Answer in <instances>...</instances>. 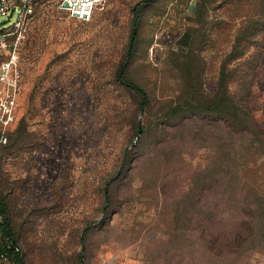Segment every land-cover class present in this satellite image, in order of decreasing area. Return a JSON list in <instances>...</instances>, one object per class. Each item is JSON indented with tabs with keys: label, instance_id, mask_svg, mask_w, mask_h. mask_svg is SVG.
I'll list each match as a JSON object with an SVG mask.
<instances>
[{
	"label": "rangeland",
	"instance_id": "rangeland-1",
	"mask_svg": "<svg viewBox=\"0 0 264 264\" xmlns=\"http://www.w3.org/2000/svg\"><path fill=\"white\" fill-rule=\"evenodd\" d=\"M56 3L37 0L17 118L0 145V196L23 264L205 263L188 177L212 147L173 139L166 112L177 100H211L223 65L235 96L237 74L255 66L264 122V30H243L249 17L264 19V0H107L88 21ZM122 63L147 106L118 79ZM248 253L236 264H264V249Z\"/></svg>",
	"mask_w": 264,
	"mask_h": 264
},
{
	"label": "trees",
	"instance_id": "trees-1",
	"mask_svg": "<svg viewBox=\"0 0 264 264\" xmlns=\"http://www.w3.org/2000/svg\"><path fill=\"white\" fill-rule=\"evenodd\" d=\"M133 13L128 51L137 35L136 8ZM243 28L248 35L264 30V19L249 17ZM254 68L246 67L242 75L237 74L239 91L235 96L228 86L233 71L223 65L211 100H177L169 104L166 112L173 139L188 135L192 141L207 140L212 147L206 165L188 177V194L193 193L187 201L189 221L194 224L191 229L198 230L202 240V253L206 257L202 264H236L248 252L264 249V177L257 176L264 168V163H260V158L264 157V122L254 114L257 110L252 97L253 79L257 77ZM124 72L125 63H122L118 79L140 95V107L147 106L145 89L124 79ZM166 131L163 128L165 134ZM232 135L233 140H230ZM135 147L138 149V145ZM127 159L130 161L128 151L123 157L125 162ZM198 203L200 206L196 207ZM178 208L176 206L175 214ZM221 224L223 228H217ZM7 239L17 243L9 227L4 198L0 196V249ZM10 257L11 264H23L20 254Z\"/></svg>",
	"mask_w": 264,
	"mask_h": 264
},
{
	"label": "built area",
	"instance_id": "built-area-1",
	"mask_svg": "<svg viewBox=\"0 0 264 264\" xmlns=\"http://www.w3.org/2000/svg\"><path fill=\"white\" fill-rule=\"evenodd\" d=\"M107 0H57L59 9L72 17L90 19L94 10ZM35 0H0V145L17 118L21 91V50L35 11ZM20 254L19 245L7 239L0 249V264Z\"/></svg>",
	"mask_w": 264,
	"mask_h": 264
},
{
	"label": "crops",
	"instance_id": "crops-1",
	"mask_svg": "<svg viewBox=\"0 0 264 264\" xmlns=\"http://www.w3.org/2000/svg\"><path fill=\"white\" fill-rule=\"evenodd\" d=\"M1 264H11V257L9 258V260L4 261V262H2Z\"/></svg>",
	"mask_w": 264,
	"mask_h": 264
},
{
	"label": "water",
	"instance_id": "water-1",
	"mask_svg": "<svg viewBox=\"0 0 264 264\" xmlns=\"http://www.w3.org/2000/svg\"><path fill=\"white\" fill-rule=\"evenodd\" d=\"M141 127L139 126V128H138V132H137V135H140L141 134Z\"/></svg>",
	"mask_w": 264,
	"mask_h": 264
}]
</instances>
